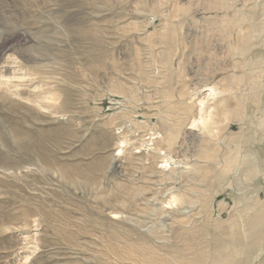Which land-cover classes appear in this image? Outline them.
<instances>
[{
  "label": "rangeland",
  "instance_id": "374dc122",
  "mask_svg": "<svg viewBox=\"0 0 264 264\" xmlns=\"http://www.w3.org/2000/svg\"><path fill=\"white\" fill-rule=\"evenodd\" d=\"M231 1L0 0V264H142L151 249L143 232L167 251L157 256L184 248L190 257L195 244L210 264L224 241L232 242L224 256L238 249L227 264H264V240L250 243L248 219L251 203L264 209V43L234 64L237 15L211 31L186 19L194 8L222 13ZM253 1L237 4L247 11ZM155 13L165 22L152 21ZM260 73L250 101L232 94ZM210 87L214 126L202 135L186 126L199 109L184 105ZM184 127L192 130L168 150L164 139ZM151 133L163 139L153 143ZM152 144L176 161L171 181ZM214 153L218 167L207 165ZM198 159L207 164L195 171ZM171 188L195 204L193 231L176 223L175 208L152 212ZM258 229L264 237V222Z\"/></svg>",
  "mask_w": 264,
  "mask_h": 264
},
{
  "label": "bare ground",
  "instance_id": "6f19581e",
  "mask_svg": "<svg viewBox=\"0 0 264 264\" xmlns=\"http://www.w3.org/2000/svg\"><path fill=\"white\" fill-rule=\"evenodd\" d=\"M253 3H254V5L252 7H250V8H248L247 11H243L244 10V6L242 4L241 5L240 4H237V0H232L229 3V5H226L225 10L221 11L222 13H220V11L219 12H216V11L200 10L198 8H194V9L189 10V12L186 14L187 15L186 16V19L192 20L194 22V25H196L198 27L206 24L205 27H204V30L205 31H211V26L212 25H216V24H227L230 20H231L232 23H234L235 22L234 19L236 17H238V20H236V23H238V24H237L236 29H235V32H234V40H235V42L237 44V47H236L237 54L234 55L235 57H233V60H235L234 64H243L244 62H242V60H245L246 55L252 53V51L255 49L254 47H251V46L254 45V43H257L258 41L259 42L262 41L264 43V5H263V7H261L259 5L261 3V0H259V1L254 0ZM260 7H261V11L259 10ZM255 10H258V12H255ZM226 11L231 12V14L226 13ZM259 12H260V14H259ZM220 15L223 16L225 19L219 22V21L216 20V18H220L221 17ZM160 16L161 15H158L157 16V13H155L154 16L152 17V21L154 20V22H155V20L158 19L160 22H163L164 23L165 21L163 19H161ZM255 18H257L256 21H255ZM162 25H163V27L165 26V24H161V26ZM238 69H242V67H239V68L234 67L233 68V71H232L233 72L232 76H233L234 80H237L238 82L241 83V82L244 81V77H243L244 74L242 73V71L239 72ZM237 73H239V74H237ZM260 78H261V73L255 78L258 81L253 86H252L251 83H250V85L248 84V86H243V84H238L236 87H234V89H231L230 91L233 92L232 94L236 98H238V99H240V100H242V101H244L246 103V101H248V100L250 101L251 100L250 91H252V90L255 91L254 90V86H255V88H260V89L262 88V84L260 82ZM210 81L211 80H209L208 78L207 79H204V81L201 83V85H200L199 88H203V87L209 85L211 83ZM241 89H244L243 92H245V93H242L241 92ZM207 91H208V94H204L201 98H195V99H193L194 101L191 103L190 106L184 105L188 110L193 109L194 107L196 109L197 108L199 109V111L194 116V117L198 116V118H194V117L193 118H188L187 123H186V126L188 124L193 129H197V128L200 129L202 135L207 134V131H209L214 126V122L212 121L213 113L211 112L212 111L211 108L213 107L212 105L214 104V99H215L214 97L216 95L217 90L214 87H210L209 90H207ZM51 97H52V95H51ZM49 100L52 102L54 100V98H49ZM220 106L224 107L225 106V103L220 104ZM239 109H241V107H239ZM220 112H221V114H223L224 118L227 119L228 112H226L224 109H221ZM203 114H206L207 119H206V117H203ZM170 126L171 127L180 128L179 122L171 123ZM191 128L186 129L184 127L183 129H180V130H182L181 132H177L173 137H172V135L167 136V138L164 139V140L166 141V144L168 146V150L171 149L170 145H171L173 139H176V138L180 137V135L182 137V135L184 134V131L185 130L186 131L192 130ZM149 132H151V131H149ZM151 134L153 136H154V134L157 135V136L155 135L156 137L153 138L151 140V142H153V140L155 142L158 139L159 140L160 139H163L162 135H160L158 133H151ZM140 142H141V140H140ZM127 144H128V142H127L126 139H123L120 142H118L117 145H116V151H117V153L118 154H121L122 153V148L120 147V145L121 146H126ZM151 146L153 147V144ZM156 147L154 146L151 149V151H153V152H157L158 151L159 153H161L163 151V150H161L160 147H158L159 149L156 148ZM116 157H117V155H116ZM208 158H213V159H210V160L208 159V161H209L208 164L205 161H201V160L199 161V159L198 160H195L194 161L195 162V164H194L195 171H197L198 168H201L200 164H198V163H204V164H207V165H211L212 167L214 165H216V167L219 166V161L217 159L216 153H214L213 156H209ZM159 159L161 160L160 161L161 162V165L159 167L160 170H161L160 172L163 174L161 176V178L163 180H166V181L167 180H170L171 181L170 177L173 175V173H175V169H174V167L172 168L171 165L174 166V164L176 163V161H174L173 156H172V154H170V152L166 153L165 151L162 152V155L160 156ZM117 163H118V159L114 157V159H113V161L111 163L110 169L116 168L117 167ZM189 167L191 168V166H189ZM168 171L170 173L169 174H166L165 172H168ZM222 172H224V170ZM174 176H176V175H174ZM192 190H194V189H192ZM186 191H190V189L189 190L186 189ZM191 194H192V192H191ZM193 194H194V192H193ZM185 196H187V195L184 194V193H179L178 191H176V190H174V189L171 188L170 190H168V198L166 200L162 201L160 204L157 203V205H160V206L157 207V208L154 207L152 212H156V213L157 212H160L163 215H164V213L165 214L166 213L167 214L168 213L171 214L172 212H174L175 213V216L181 218L176 223H179L178 225L179 226H182L183 229H186L189 226H191L190 230L193 231L196 228V226L200 223L199 220H198L199 217H197V218L194 217V213H192L191 211H192V208H193V206L195 204L193 202H191L192 200L191 201H188ZM199 196H200V194H199ZM194 197H195V195H194ZM197 197H198V195H197ZM165 204L167 205L168 208H171L172 210H173V208H175V209L173 211L171 210L172 212H167L166 211L167 207H165V206L163 207V205H165ZM251 205H252V203H251ZM251 205H249V213H248L249 214L248 215V219H249V221L251 223V226H252L251 232H249V235H250V243H254V244H258L259 243L260 244V242H263L264 237L262 235L263 232H259V229L258 228L260 227L261 223L264 222V209L259 204L252 205V206ZM190 213H192V214H190ZM116 216L117 215H114V217H116ZM173 217H174V215H173ZM170 224H171V222H170ZM147 230H148V228H147ZM155 231H156V229H155ZM192 231H190V232H191L192 235H194ZM196 231H198V230H196ZM190 232L187 231L188 234ZM139 233H142V232H139ZM143 233L144 234L142 236L145 237L144 238L145 242H148L149 243L148 245H150V248H151L150 251H149V253H147L146 255H145L144 252H147L148 250L147 251H144V252H141L140 251L141 253H144V255L141 256L142 257L141 258V262H143L145 264H198V263H203L204 261L202 262V260H204V259L207 258L204 255V252L206 250L204 251L203 250L204 248L203 249H197L196 248L197 246L195 244H190L186 248L189 251V253L191 252L190 254L188 253L190 257H188L187 255H185V253H182V251H183L184 248L182 249V251L181 250L178 251V249L176 248L175 250H177V252H174L172 250L173 252L171 251V253H167V254L164 253L163 255L160 254L161 256H157V254L160 251H162V252L163 251L164 252H167V251H165L164 249H162L163 245H161V247L158 245V241H157L158 239L156 237V233H154V232H143ZM158 234H160V233H158ZM238 236H239V234H238ZM224 237H226V236H224ZM241 237H242V235H241ZM138 238H140V237H138ZM231 238H233V237H231ZM162 239H160V240H162ZM139 240H143V239H139ZM199 241H200V239H199ZM232 241H233V239H232ZM188 242H190V241H188ZM202 242H203V240H202ZM238 242H239V239H238ZM242 242L243 241H241V243ZM185 243H184V245H185ZM218 243H217L218 245L214 248V253L213 254H215V255L211 258V261H209V262H210V264H227L228 261H229L228 259L231 258L230 261H232V257H231L230 254L232 253V255H233V252H236L237 253L238 249L232 248V252L230 251L229 252L230 253L229 255H227V256L225 255L224 256V254L226 253V251L230 249L232 242H230L231 244L229 242H224V241L223 242L220 241ZM161 244H163V242ZM208 247H209V245H207V248ZM131 248H132V246H131ZM141 248H142V246H141ZM144 248H147V247H144ZM198 248H202V247H198ZM249 248H251V245H250ZM141 250H143V249H141ZM239 251L241 252V250H239ZM183 252H185V251H183ZM240 252H239V254H240ZM186 254H187V251H186ZM191 255H193V256H191ZM234 255H236V254L234 253ZM117 256H115V257H117ZM119 257H120V255H119ZM119 257H117V258H119ZM121 259L124 261V258H121ZM237 259H239V258H237ZM206 263H207V261H206ZM118 264H122V263H119L118 262ZM231 264H232V262H231Z\"/></svg>",
  "mask_w": 264,
  "mask_h": 264
}]
</instances>
